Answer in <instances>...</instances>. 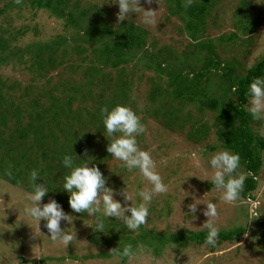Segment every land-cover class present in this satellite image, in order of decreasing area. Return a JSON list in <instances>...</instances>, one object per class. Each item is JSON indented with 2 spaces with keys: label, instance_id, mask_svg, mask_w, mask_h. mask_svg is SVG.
Masks as SVG:
<instances>
[{
  "label": "rangeland",
  "instance_id": "rangeland-1",
  "mask_svg": "<svg viewBox=\"0 0 264 264\" xmlns=\"http://www.w3.org/2000/svg\"><path fill=\"white\" fill-rule=\"evenodd\" d=\"M5 1L11 2V8L0 15V39L8 42V54L19 49L22 50L23 56L11 55L0 65V81L9 86L3 89L5 95L9 94L6 98L13 96L11 90H14L15 95L22 96L20 98L24 102V108L28 109V103L32 99L30 97L44 94L58 84L67 85L81 81L82 73L88 66L83 56H90L91 46L84 47V54H75L74 39L80 35V31L68 25L65 18L55 16L48 9L32 6L31 0H20L19 3L17 0ZM206 1L210 3V8L202 17L195 40L190 38V31L187 29L188 15H171L173 6L168 0H153L151 4L139 0V7L156 11L155 26H147L141 22L142 9L136 14L131 13L127 20L118 22L119 9L114 0H66L63 9L67 13L87 10L86 17L90 19V25L95 23L98 17L99 21H103L112 29H119L128 22L134 29L148 32L146 48L136 51L131 62L121 66L126 74L124 81L129 94L125 106H137L143 111L142 109L151 106L148 96L152 83L156 82L154 88L159 86L163 89L168 82V76L157 71L159 68L155 67L156 63H161V69L173 66L177 71L183 70L185 74H189L190 69L200 68L204 61L203 56L207 54L195 48L200 43L211 44L215 50L211 57L221 60L223 66L230 64L234 80L242 78L264 57V0ZM4 4V1H0V9ZM240 5L242 14L239 12ZM240 24L247 29L245 34L236 28ZM233 33L237 36L232 41L223 42ZM56 39L65 40L67 61L63 66L52 70L50 75H45L44 78L38 76V69L35 71L29 67L30 54L26 51H35L38 44L44 45ZM71 61L80 68L77 74L72 75ZM147 66H151V69ZM119 71L110 67L102 68V72L111 79L106 84L107 89L105 85L95 89L92 96L75 102L73 108L81 105L80 107L93 112L97 106L96 95L101 93L100 90H104L103 99L108 100L112 94V89L109 88L114 80H118ZM217 83L219 82L216 76L211 75L207 84L202 82L199 86L201 93L208 92L206 97H211L217 90ZM13 84L16 86L10 89ZM25 86L28 88L24 91ZM216 92L217 95L220 94ZM16 98L14 96V99ZM182 110L184 114L190 113L195 119L194 126L198 123L208 127L209 132L203 142L192 143L187 140L185 131L191 128L190 125H185V131L172 132L159 126L150 115L135 111L145 126V132L137 137L138 146L151 154L156 164L155 170L168 186V192L155 196L151 202L150 214L142 229L143 234L145 231L152 234L135 245L134 257L116 256L113 252L116 247L114 242L105 248L90 243L87 234L92 229L91 222L80 223L79 219L74 220L76 240L64 249L59 242H53L46 236L50 234L43 227L42 221L38 225L40 233L35 221L24 215L23 208L28 204V191L25 188L20 190L19 185L0 182V264H264V240L261 237L264 233V214H256L264 212V151L261 155L263 164L257 177V188L252 193L254 199L248 200L241 196L238 204L226 203L222 200L221 190L208 188L212 170L208 167L207 160L223 149L214 129L217 112L201 108L197 103H187ZM245 110L248 113L247 105ZM30 111L28 109V112ZM23 118L26 123L28 115L24 113ZM250 128L254 134L264 137V120L252 119ZM102 136L108 137L106 131ZM210 147L214 150H209ZM120 162L112 158L109 164L103 163L101 166L103 169L106 166L109 171L113 164ZM238 171L245 173L242 166ZM150 187L149 182L137 170L129 174L123 186L114 189H125L132 196V205L136 206L142 202V198L136 195L137 190H147ZM115 198L122 200L119 196ZM198 199L200 200L196 201ZM208 200L217 204L219 215L216 222L221 227V232L233 231L238 227H243L245 232L231 241L218 240L214 249H209L204 244H183L182 242H186L185 238L182 242L172 239L179 234L188 235L191 232L206 230L202 227L207 220L203 215L206 205L197 206L195 219L188 214L187 205L194 201L206 203ZM127 203L131 204L130 201ZM245 219L251 220L244 226ZM61 227L67 228L69 225L62 221ZM136 233H139V230L134 231L131 238H135Z\"/></svg>",
  "mask_w": 264,
  "mask_h": 264
},
{
  "label": "trees",
  "instance_id": "trees-1",
  "mask_svg": "<svg viewBox=\"0 0 264 264\" xmlns=\"http://www.w3.org/2000/svg\"><path fill=\"white\" fill-rule=\"evenodd\" d=\"M0 1L5 2L3 8L0 9L1 15L11 8V2ZM65 1L31 0L30 3L38 9H48L55 16L65 18L68 25L80 31V35L74 39L75 54L82 55L86 52L84 47L91 46L90 56H83V60L87 62L88 66L82 73L83 79H80L81 81L78 83L58 84L57 87L52 86L44 94L30 97L32 98H29L30 102L28 103L30 112L24 108V102L20 98L22 96L15 95L14 90H11L13 96L10 95L6 98L9 94L5 95L3 89H7L9 86L4 81H0V182L13 186L19 185L20 190L25 188L28 194L31 190L30 172L35 169L40 176L37 182L44 183L52 191L43 198V203L54 198L63 206L66 213L77 217L78 222L87 221L92 224L93 218L89 217L87 213H74L68 205V193L62 190V185L64 176L68 175L70 170L63 167L62 158L65 155H71L77 166L85 162H89V167L95 164L107 178V185L113 189L123 186L129 174L137 172L138 169L127 171L122 167L123 162L113 164L109 171L106 170V166L105 170L101 166L103 163L109 164L112 161L111 154H106V146L113 137L102 136L105 129L100 109L104 106L112 108L117 104L125 105L127 102L129 94L124 81L126 74L121 66L129 64L136 51L146 48L148 32L139 28L134 29L128 22H125L119 29H112L103 21H99L98 17H96V22L90 25V19L86 17L87 10L67 13L63 9ZM168 1L173 6L171 15H188L187 29L190 31V38L195 40L199 24L209 10L210 3L206 0H204L205 2L194 0L191 7L185 8L184 0ZM242 11L240 5L239 12L242 14ZM240 25L236 28L245 34L247 29L243 24ZM236 36L237 34L233 33L223 42L232 41ZM65 45V40L56 39L44 45L38 44L35 51L27 50L31 61L29 67L35 71L38 69V76L43 78L45 75H50L52 70L57 66H63L67 61L68 52ZM8 47V42L0 39V65L4 64L11 55L23 56L22 50L19 49L8 54ZM195 48L207 53L203 56L204 61L200 68L190 69V73L185 74L183 70L177 71L173 66L161 69V63H156L155 67L159 68L157 71L168 76L166 87L161 89L156 86L154 88L156 82L152 83L148 96L151 106L142 109L143 111L137 106L131 109L134 112L139 111L150 115L155 118L159 126L172 132L185 131V125H190L191 128L186 129L185 132L187 140L192 143L203 142L207 138L209 130L207 126H200L198 123L194 126L195 119L190 113L184 114L182 107L187 103H197L201 108L217 112L215 134L223 149L239 154L245 173H250L245 181L241 196L253 200L252 193L257 188V177L263 164L261 155L264 151V137L254 134L251 130L252 117L246 112L245 107L248 104L249 83L255 77H264V57L242 78L234 80L230 64L226 63L227 67H225L221 60L211 57L215 54L211 44L200 43ZM5 52L7 54H4ZM72 63L70 68L74 75L80 68ZM108 67L120 70L118 80H114L112 87L109 88L112 89L110 91L112 94L108 100L103 99L104 90H100L101 93L96 95L97 106L93 112L87 111L85 107H80L81 105L74 109L75 102L92 96L95 89H100L103 85L107 89L108 85L106 84L111 79L102 72V68ZM147 68L151 69V66H147ZM211 75L216 76L219 82L215 88L220 94L217 95L215 91L210 95L211 97L207 98L208 92L202 94L199 86L202 82L207 84ZM15 86L13 84L10 89ZM233 86H238L236 92L232 91ZM27 88L25 86L24 91ZM14 96L17 98L14 99ZM24 113L28 115L26 123L23 118ZM209 150L212 151L214 148L210 147ZM213 187L212 183L208 184V188ZM109 219L106 220L105 232L89 230L87 240L90 243L104 248L111 246L112 242L116 244L115 248L131 244L134 249L137 243H141L145 240L144 238L152 234L146 231L143 234L141 226L138 229L139 233L135 234V238H131L134 231L129 230L123 223L119 224L115 218L110 217ZM244 232L243 227L221 232L219 242L231 241ZM206 235L207 230H204L197 233L191 232L188 235L179 234L173 236L172 239L182 242V239L185 238L186 242H182L183 244L190 242L199 246L204 244ZM261 237L264 240V233Z\"/></svg>",
  "mask_w": 264,
  "mask_h": 264
},
{
  "label": "clouds",
  "instance_id": "clouds-1",
  "mask_svg": "<svg viewBox=\"0 0 264 264\" xmlns=\"http://www.w3.org/2000/svg\"><path fill=\"white\" fill-rule=\"evenodd\" d=\"M19 3L20 0H17ZM118 5L119 12L117 21H125L131 13L143 10L141 22L147 26L157 25L156 11L144 10L138 6L139 0H114ZM153 0H145L151 4ZM194 0H184V7L189 8ZM238 86H233L236 92ZM247 111L253 120H264V77H255L247 89ZM103 127L108 137H113L107 144L106 150L112 158L119 160L122 167L131 172L138 169L141 175L149 182L151 187L147 190H137L136 195L142 198V202L136 206L132 205V196L125 189L117 191L107 185V178L100 169L93 164L88 166L85 162L77 166L71 155L62 158V165L69 169V174L64 176L62 190L68 193V205L74 213H87L93 218L90 225L92 229L105 232L106 220L115 218L123 223L129 230L136 231L147 223L150 214V205L154 197L168 192V186L164 183L161 175L155 170L156 164L151 154L138 146L137 137L145 132V126L141 118L128 106L115 105L112 108L104 106L100 109ZM119 133V136L115 134ZM208 167L212 170L211 183L222 191V200L226 203L238 204L241 193L244 190L245 181L250 173L238 171L241 168L239 154L227 149H220L207 160ZM11 175V173H9ZM40 179L37 170L30 172V192L28 193V204L23 208L24 215L31 218L38 225L44 222L43 227L47 229L51 241L59 242L64 249L76 240V229L74 217L66 213L63 206L54 198L47 203H42L43 198L52 192L44 183H38ZM208 180V179H207ZM209 181V180H208ZM122 197L116 199L115 197ZM200 199L196 200L199 201ZM130 201L131 204L127 202ZM199 204L206 205L203 215L207 220L203 223V229L207 230L204 245L214 249L220 237L221 227L217 224V204L212 200L206 203L193 202L187 205L189 213L194 219ZM128 213V214H126ZM258 216L264 212H257ZM251 219H245L244 226ZM66 222L69 227L62 228L61 222ZM66 229H71L67 231ZM41 233V232H40ZM114 254L120 258H132L136 255L131 244L115 248Z\"/></svg>",
  "mask_w": 264,
  "mask_h": 264
}]
</instances>
